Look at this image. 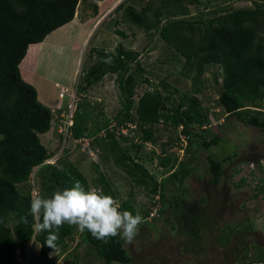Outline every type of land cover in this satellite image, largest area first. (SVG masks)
<instances>
[{
  "label": "trees",
  "instance_id": "obj_1",
  "mask_svg": "<svg viewBox=\"0 0 264 264\" xmlns=\"http://www.w3.org/2000/svg\"><path fill=\"white\" fill-rule=\"evenodd\" d=\"M217 1L222 6H216L209 18H203L201 13L197 19H186L184 16L190 12L183 5L184 0H160L153 9L147 4L139 10L129 0H123L113 11H121L124 21L145 32L159 34L174 50L175 61L182 65V74L191 80L192 94L169 84L165 78L155 76L158 77L155 82L153 73L140 60L139 52L122 45L114 51L91 47L89 58L92 62L81 71V82L77 83L76 91L84 94L106 74H115L120 107L112 118L105 115L99 118L91 111L95 108L94 102L81 95L80 102L75 103L69 128L71 141L83 135L90 136L92 150L97 148L112 160L136 186L148 191L150 199L159 194V202L164 201V182L158 181L136 161L137 150L155 138V124L163 123L176 129L177 136L162 143L159 162L172 180L180 186L184 184L193 166L187 158L179 160L177 155L168 152L171 143L175 140L179 149L184 148L189 156L195 145L208 149L220 140L219 135L209 138L203 135L209 125V110L197 97L204 84L202 76L209 66L218 67L211 72L215 82L218 77L221 79L217 103L223 111L243 124L264 130V0H250L252 6L247 7L230 5L237 0ZM78 2L0 0V264H54L58 251L68 247L71 254L76 255L82 245L94 250L105 264L131 262L125 241L119 236L104 243L87 230L81 233L67 224L60 229L55 252L46 243L48 233L34 230L35 221L30 214L31 193L35 186L47 197L56 190L71 188L79 180L86 189L99 187L117 199V192L100 165L94 163L97 176L91 185L77 164L60 157L55 163L46 162L54 156L57 147L48 150L40 134L50 130L52 121L57 122L63 110L53 111L39 101L37 89L22 77L19 69L20 62L27 56L28 46L43 41L49 33L70 22ZM189 3L202 2L189 0ZM203 4L209 7V3ZM92 8L91 16H95L97 4ZM113 22L117 24L118 21L114 19ZM114 31L125 36L117 27ZM107 56L112 57L111 64L103 62ZM141 84L146 88L135 98V91ZM112 122L115 126L110 129L108 126ZM129 123L136 124L133 135L119 130ZM101 129H105V135H99ZM121 140L130 143L123 147ZM231 159V156L223 159L207 156L212 184L220 183L222 165ZM120 205L121 211L136 214L130 198L123 199ZM150 206L151 200L142 213L145 222ZM162 206L164 203L157 210V216L165 211ZM154 216L151 218L155 220L157 216ZM238 225L234 226L235 230ZM248 227H252L251 222ZM29 242L39 244L38 253H29ZM229 247H233L232 243ZM250 247L258 253L248 258L250 248H245L241 254L243 261L248 258V264H264V246L253 243Z\"/></svg>",
  "mask_w": 264,
  "mask_h": 264
},
{
  "label": "rangeland",
  "instance_id": "obj_2",
  "mask_svg": "<svg viewBox=\"0 0 264 264\" xmlns=\"http://www.w3.org/2000/svg\"><path fill=\"white\" fill-rule=\"evenodd\" d=\"M109 1V5H98V0H79L74 18L49 33L44 42L41 41L34 70L30 72L26 71V64L38 45H31L29 50L27 49V56L25 55L22 63L23 70L20 69V72L22 77L37 89L39 101L53 111L62 109L66 112L72 100L75 103L80 102L83 97L81 95H85L89 101L94 102L95 108L91 110L94 115L97 114L99 118L103 115L112 118L120 107L115 74H106L84 94H79L76 90L77 83L81 82V71L92 62L89 58L91 47L114 51L119 45L139 52L140 60L146 69L153 73L155 82L158 77L165 78L169 84L192 94L191 80L182 74V65L175 61L174 50L157 32L152 31L149 34L142 28L124 21L121 11L113 12L123 0ZM200 1L202 3L193 4L184 0L183 5L187 6L190 12L188 16H184L186 19H197L201 13L203 18H209L216 6H222L217 0ZM129 2L134 4L137 10L147 4H150L152 9L160 4V0ZM206 2L209 3L208 8L203 4ZM94 4L98 7L97 14L90 17ZM230 5L247 7L252 6V2L237 0ZM148 15H151V12H148ZM114 19L118 21L117 24L113 22ZM81 20L88 22L83 23ZM116 27L123 31L125 36L116 34ZM54 38L55 40L51 41ZM208 68L202 76V91L197 94L203 107L209 110V125L203 135L206 138L219 135L220 140L217 145L208 149L195 145L189 156L185 154L184 148L179 149L175 140L171 143L168 152L177 155L179 160L187 158L193 166L184 186H180L168 176V171L159 162L162 143L169 137L175 138L177 130L163 123L153 126L155 138L143 143L137 150L136 161L158 181L164 182L165 196L160 205L164 203L162 207L165 211L158 216L156 213L155 220L147 219L139 225L133 242L124 243L131 257V262L127 264H248V258L255 257L254 252L258 253L250 245L255 243L264 246V188L259 187L264 186V130L243 124L235 116L227 115L223 111L217 103L221 79L218 77L215 82L211 72L218 70V67ZM28 78H31L30 81ZM145 88V84L138 86L134 97L137 98ZM61 92L63 96L59 95ZM60 123L59 120L52 121L50 130L40 134V139L48 150L57 147L54 156L46 162L55 163L56 158L60 157L77 164L91 185L97 176L94 163L100 165L116 190L119 203L125 198H130L135 211L139 210L142 215L151 200L148 191L142 186H136L127 174L97 148L93 150L92 156L81 151ZM66 135L68 138L65 140ZM129 143L127 140H121L123 147H127ZM208 155L216 159L232 157L222 165L219 184L210 182L212 177L208 168ZM33 175L34 173L31 178ZM249 222L252 223L251 228L248 227ZM237 225L235 230L234 226ZM231 243L232 248L229 247ZM245 248L250 249L248 260L243 261L241 254ZM38 250V243H28L29 253H38ZM57 253L54 256V264H105L95 255L94 250L86 245L79 247L76 255L71 254L68 247L65 251Z\"/></svg>",
  "mask_w": 264,
  "mask_h": 264
},
{
  "label": "clouds",
  "instance_id": "obj_3",
  "mask_svg": "<svg viewBox=\"0 0 264 264\" xmlns=\"http://www.w3.org/2000/svg\"><path fill=\"white\" fill-rule=\"evenodd\" d=\"M103 62L111 64L112 57L107 56ZM120 208L119 201L105 194L102 188L86 189L79 180L71 188L56 190L47 197L33 189L30 201V214L35 221L33 228L48 233L46 243L55 252L60 229L65 224L75 226L81 233L87 230L104 243L117 236L126 243H132L139 225L145 222L144 217L139 210L133 215Z\"/></svg>",
  "mask_w": 264,
  "mask_h": 264
},
{
  "label": "built area",
  "instance_id": "obj_4",
  "mask_svg": "<svg viewBox=\"0 0 264 264\" xmlns=\"http://www.w3.org/2000/svg\"><path fill=\"white\" fill-rule=\"evenodd\" d=\"M60 96H63V93L61 92L59 94ZM74 107H75V102L72 100L68 106H67V111L65 112L64 110L59 114V121H61V126L66 129L67 135L70 133L69 128L72 125V117H73V112H74ZM113 126H115V122H112L108 127L111 129ZM136 128L135 123H129L126 126H121L119 130L124 133V134H134L132 131L133 129ZM105 129H101L99 132V135H105ZM67 135L64 136V139L66 140ZM91 140L92 138L88 135H83L82 137H79L77 139H74L73 142L75 143L78 148L89 154L90 156L93 155V150L91 148ZM136 140V138H135ZM160 208V202H159V194H155L153 198L151 199V206H150V211L148 214L147 219H151L156 213L157 210ZM252 264H263L262 262H252Z\"/></svg>",
  "mask_w": 264,
  "mask_h": 264
},
{
  "label": "crops",
  "instance_id": "obj_5",
  "mask_svg": "<svg viewBox=\"0 0 264 264\" xmlns=\"http://www.w3.org/2000/svg\"><path fill=\"white\" fill-rule=\"evenodd\" d=\"M98 2L99 3H97L98 5L100 4V3H104V4H110V1L108 0V2H107V0H98ZM119 4V3H118ZM117 4V5H118ZM97 9H98V7H97ZM90 17H91V15H90ZM81 21H84L83 23H87L88 22V20H81ZM48 37H49V35H48ZM52 40H55V38L54 39H51V41ZM44 41H45V39H44ZM43 41V42H44ZM50 41V42H51ZM35 44H37L38 45V47H36V49H35V51H34V53H33V55L31 56V59H29L28 61V63L26 64V71H33L34 70V65H35V61H36V57L38 56V54L40 53V51H38L39 50V46L42 44V42H38V43H32V44H30L29 46H28V49H29V47L31 46V45H35ZM27 52H28V50H27ZM37 54V55H36ZM26 55H27V53H26ZM36 55V56H35ZM25 58V57H24ZM24 58L22 59V61L20 62V64H19V69H21V70H23L22 68H23V66H22V62H23V60H24ZM24 78V77H23ZM30 79L31 78H28V80L30 81Z\"/></svg>",
  "mask_w": 264,
  "mask_h": 264
}]
</instances>
